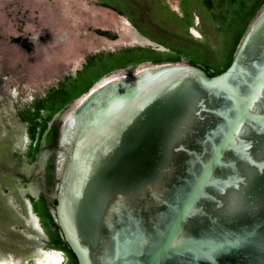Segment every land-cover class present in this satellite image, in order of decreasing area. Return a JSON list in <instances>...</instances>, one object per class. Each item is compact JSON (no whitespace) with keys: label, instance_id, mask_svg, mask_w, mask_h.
I'll use <instances>...</instances> for the list:
<instances>
[{"label":"water","instance_id":"water-1","mask_svg":"<svg viewBox=\"0 0 264 264\" xmlns=\"http://www.w3.org/2000/svg\"><path fill=\"white\" fill-rule=\"evenodd\" d=\"M139 70L65 122L55 217L78 264H264V5L222 73Z\"/></svg>","mask_w":264,"mask_h":264},{"label":"flooded vegetation","instance_id":"flooded-vegetation-1","mask_svg":"<svg viewBox=\"0 0 264 264\" xmlns=\"http://www.w3.org/2000/svg\"><path fill=\"white\" fill-rule=\"evenodd\" d=\"M38 1L40 2L43 0H37V2ZM141 1L146 3L143 4V7L147 8L146 10L150 16L149 19L153 25H155L153 17L156 15L160 16L158 21L165 25L172 24L182 27V24L184 25L185 23L186 25V23H189L187 15L182 13L181 0ZM158 2H160V4ZM10 5H13L10 8L17 7L18 5L25 7L28 5V1L7 0L2 7L5 8ZM162 5H164L173 16L169 13H160V7ZM61 6L63 8L60 9L63 10L65 5ZM125 6L129 7V5L126 4ZM190 7H192V5ZM73 8L74 10L71 11V13L73 15L76 13L75 19L71 23L69 22L70 25H66L62 22L61 25H59V28L66 31L67 35H69L67 44L70 45V48L67 49L68 51L64 49L65 55H67V57L69 56V60L72 61L73 58L71 57H75L85 48L83 44L92 50L94 47L96 48L99 46L94 55L91 53L87 57L89 59H85L82 56L80 62H76L77 65L74 67L75 70L77 69L75 77L78 75H87L89 72L94 71V69L106 66L107 63H111L112 66L115 65L117 67L112 69L109 74L98 78L99 81L118 71H126L130 75H134L137 71H140V67L148 63L158 65L153 63L152 60L141 61L135 64L138 62L137 60L140 56L150 55L148 53L151 51V48L131 46L137 41L128 27L131 22L130 20L122 21L119 12L114 11L112 14L105 13L103 9L107 7L104 4H83L79 0L75 1ZM80 15H82L84 19H81L82 17L79 18ZM4 19L7 20L6 16ZM82 26L88 29L83 32L84 35H87L85 38L77 37L78 29ZM2 27L3 24L0 25V28ZM190 30L191 26L188 27L187 31L191 33ZM12 40L13 39H11V41ZM29 41V37L26 36L21 40L20 45L27 50V47L31 46ZM23 42L25 44H23ZM92 44L94 46L93 48H91ZM112 45L115 47L110 48ZM204 49L208 48L206 47ZM134 50L136 53H131ZM108 54H112V56L106 59L105 56H108ZM200 54L204 55L205 53L202 50ZM92 56L97 58L101 57L100 61H97V63L95 62V66H92L89 61ZM204 57H207L209 63L215 61V56L211 53L208 55L205 54ZM129 59L134 61L126 67H119L120 65L114 64L117 60H121L120 62H122V60L125 61ZM183 61L201 67L208 75L210 71H214V69L211 70L207 66L189 59H184ZM78 66H80L81 69L77 68ZM135 70L137 71L135 72ZM77 79L79 78L73 79L71 75L70 83H63V85L58 83L60 85L59 89L64 90L62 95L63 98L71 99L72 90L77 85ZM6 88L7 86H4V90H6ZM52 88L59 90L57 85ZM52 88H50L49 93L47 92L44 96L37 97L31 102H28L19 113L11 110V104L8 103L7 97L2 100L0 99V264H76L77 261L75 255V259H73L69 252L59 247L56 241V233L54 229L49 226L50 224L47 218L51 215L58 226L55 217V206L57 203L58 185L62 168L61 161L63 158L61 153L64 151L65 145L61 143L57 148L58 153L55 162L51 164L47 158L43 165L45 182H50V176H53L56 180L54 194L52 190L46 187L38 188L32 184L34 174L31 172V164L35 163L37 159H39V156L41 157L44 148L47 149V147L50 146L49 142L53 136L55 124L64 114V109L78 99L71 101L63 107L61 112L53 115L52 120L48 124L49 130L42 137L40 149L34 151L35 141L30 134L32 122L29 119L42 101L47 103V108L40 111V115L42 116L37 119L38 122H41L47 114L51 113L54 105L61 101L62 98L60 99L59 97L56 100L47 99L52 92ZM75 116L76 113H71L69 120L71 121ZM13 121L15 125L19 127L21 126L20 124L26 125L25 135H22L18 129L16 131L14 130ZM18 121L20 122L19 124ZM59 232L60 235H62L61 230ZM63 242L67 244L64 240Z\"/></svg>","mask_w":264,"mask_h":264},{"label":"rangeland","instance_id":"rangeland-1","mask_svg":"<svg viewBox=\"0 0 264 264\" xmlns=\"http://www.w3.org/2000/svg\"><path fill=\"white\" fill-rule=\"evenodd\" d=\"M27 1L28 5L25 7L18 5L10 8L13 6L10 5L3 8L2 6L7 0H0V25L3 24V27L0 28V99L7 97L8 103L11 104V110L16 113L22 111L28 102L44 96L47 92L49 93V89L53 86L57 85L59 89L60 83L62 85L63 83H70L71 75L73 79L79 78L76 87L72 90V98H76L78 91H84L88 84L92 83L93 80H98L99 74H103L108 69V66H104L94 69L87 75L75 77L76 62L79 63L82 56L89 59L87 57L91 53L94 55L99 46L95 48L92 44L91 48L94 47L92 50L83 44L85 48L75 57H71L73 59L70 61L69 56L67 57L64 51V49L70 48V45L67 44L69 35L60 29L56 22L47 17L48 12L45 11V9L51 10L49 6L53 0ZM253 1L255 0H215L213 2L216 3V6L211 11L207 5H203L202 0H181L182 13L188 12L193 17V26H191L192 30L190 31L194 33L188 32L185 35L194 39V42L182 50L187 58L194 62H201L200 64L207 67H212L214 71L225 68L233 50V43L238 34L242 33L243 28H245V16H247ZM191 5L192 7H190ZM146 9V7L140 8V21L148 27V30L157 31L158 29L151 23ZM5 16L7 20L4 19ZM86 30L88 29L85 26L79 28L77 37L85 38L87 35H84L83 32ZM26 36L29 37L32 47L30 51L20 45L21 40ZM11 39L13 40L11 41ZM206 47L208 50L204 49ZM202 50L207 55L212 51L215 61L209 63L207 57H204L205 54H200ZM105 57L108 59V56ZM144 57L140 56L139 61ZM100 59L101 57H98L95 62L97 63ZM96 63L92 65L95 66ZM137 63L139 62L135 64ZM118 74L116 72L114 75ZM4 86H7L6 90H4ZM89 94L88 92L82 95V98L79 97L81 98L80 101L76 102L75 100L64 109V114L55 124L53 136L49 142L50 146L47 149L44 148L41 157L39 156V159L31 164V172L34 174L32 184L35 187H46L52 190L54 194L56 180L50 176V182H45L43 165L47 158L51 164L56 161L57 148L63 139L66 119L77 110ZM60 105L61 101L57 102L52 112L59 109ZM20 125L19 127L14 122V130L18 129L22 135H25L26 125Z\"/></svg>","mask_w":264,"mask_h":264},{"label":"crops","instance_id":"crops-1","mask_svg":"<svg viewBox=\"0 0 264 264\" xmlns=\"http://www.w3.org/2000/svg\"><path fill=\"white\" fill-rule=\"evenodd\" d=\"M75 1H77V0H53V3L51 4V6H49V8H51V10L45 9V11L48 12L47 17L51 18V20L56 22L57 25H60L61 22L66 24V25H70V23L75 19V16H76V13H74V15L71 13V11L74 10L73 5H74ZM79 1L83 4H95V3L104 4L107 7L106 9H103L105 13H111L112 14V12H114V11L119 12L121 14V17L120 16H118V17H120V19H122V21L130 20V22L132 23V24L129 23L130 26H128V27H129V30L131 31L132 35L135 38H136V32H139L140 34H142L146 38L150 39L151 41H153L156 44L161 45L165 48V51H157V50H154L151 48V51L148 53L150 55L145 56L140 61L138 59L137 60L138 62L147 61V60H152V61L165 60V59H167L171 56L177 55V54L182 55L183 60L188 59L187 56L185 55V53L182 51V50H184V47L188 48L189 45H191V42H194V39H191L189 36L187 37L185 35V34H188V31H187L188 27L193 26L192 25L193 24V17L190 16L188 14V12L185 15H187V18L189 19V23H186V25H185V23H184V25L182 24V27H180V26L178 27V26L172 25V24H166L165 25L164 23H161L158 21L160 19V16L156 15L153 17V19L155 21L154 26L156 27V29L160 28L164 31H167V32L171 33L176 40H179V42H177V43L176 42L163 43V42H161L159 36H154V35L150 34L149 33L150 30L148 31V29H147L148 27L140 21L139 10H140V8H145V7H143V4H146L144 1H141V0H79ZM213 1H215V0H213ZM158 3L160 4V2H158ZM202 3L204 6L206 5L204 0H202ZM125 4L129 5V7L125 6ZM61 5H63V6L65 5L63 10L60 9V8H63ZM55 6H58V7H55ZM215 6H216V3H214V6H212L209 9L212 11ZM160 9H161L160 13H162V14L163 13H169L171 15L169 10L164 5H162L160 7ZM146 13H148L147 10H146ZM171 16H173V15H171ZM81 17H82V15L79 16V18H81ZM81 19H84V18L82 17ZM181 23H182V20H181ZM191 32L194 33L193 31H191ZM197 33H199V32H197ZM131 46L132 47H137V46L140 47L139 45L135 46L133 44ZM113 47H115V46H113V45L110 46V48H113ZM131 53H136V52L134 50ZM210 53L213 55L212 51H210ZM110 56H112V54H108V57H110ZM95 59L97 60V57L92 56V58L89 60L91 62L90 63L91 65L95 63V61H96ZM120 61L121 60H119V61L117 60V62H115L114 64L120 65L119 67H126L129 64H131V62L133 63L134 60L132 61V59H129V60H125V61L122 60V62H120ZM197 63H201V62H197ZM106 66H108V69H106V71L112 70V69L117 67L115 65L112 66L111 63L110 64L107 63ZM208 68L213 70L212 67H208ZM103 74H101V75L99 74V77H101ZM62 92L64 93L63 89H62Z\"/></svg>","mask_w":264,"mask_h":264},{"label":"trees","instance_id":"trees-1","mask_svg":"<svg viewBox=\"0 0 264 264\" xmlns=\"http://www.w3.org/2000/svg\"><path fill=\"white\" fill-rule=\"evenodd\" d=\"M206 5L211 8L212 6H214V3H213V0H204ZM234 1V0H233ZM264 5V0H255L253 1L251 7L249 8L248 12H247V16H245V28H243V32L238 34L237 38L235 39L234 43H233V50L230 54V59L226 65L225 68L219 70V71H210L209 72V75L210 76H215V75H218L220 73H222L231 63V59L233 57V54L242 38V36L244 35L248 25L250 24V22L255 18V16L257 15L258 11L260 10V8ZM149 31V30H148ZM150 34L154 35V36H159L160 37V40L161 42L163 43H167V42H179V40H176L174 38V36L167 32V31H164L160 28H158V30L156 31H152L150 30L149 31ZM23 44H25L23 42ZM27 50L30 51L31 50V46H28L27 47ZM183 59L182 55L180 54H177V55H174V56H171L165 60H158V61H152L153 63L155 64H159V63H177V62H180L181 60ZM112 70H108L106 71L102 76L106 75V74H109ZM101 76V77H102ZM100 77V78H101ZM97 80H93L92 83L88 84L85 88L84 91H78L77 94H76V98H72L71 99H67V98H63L62 95H63V92H62V89H52V92L51 94L47 97V99L49 100H56L58 97L61 99V105H60V108L59 109H56L55 111L56 112H51L49 114H47L41 122H38V118L42 115H40V111L41 110H45V108H47V103L45 101H42V103H40L37 107H36V110L35 112L32 114L31 118L29 119L31 122H32V126L30 127V134H31V137L33 138V140L35 141V147H34V151H38L40 149V146H41V140H42V137L48 132L49 130V127H48V124L49 122L52 120V117L54 114L56 113H59L63 110V107L67 104H69L71 101L81 97L82 95L86 94L89 92V90L92 88V86L94 85V83L96 82ZM48 222H49V226L54 229L55 233H56V241L59 245V247L65 249L67 252L70 253L71 257L73 259H75L74 257V254L72 253V251L70 250V248L68 247L67 244H65L63 242V238H62V235H60V230L56 224V222L54 221L53 217L51 215H49L48 217ZM58 230V231H57ZM76 264H77V261H76Z\"/></svg>","mask_w":264,"mask_h":264},{"label":"bare ground","instance_id":"bare-ground-1","mask_svg":"<svg viewBox=\"0 0 264 264\" xmlns=\"http://www.w3.org/2000/svg\"><path fill=\"white\" fill-rule=\"evenodd\" d=\"M133 44H135V43H133Z\"/></svg>","mask_w":264,"mask_h":264}]
</instances>
